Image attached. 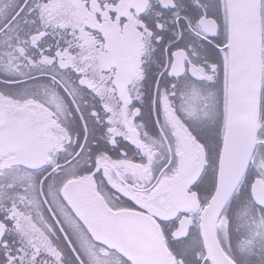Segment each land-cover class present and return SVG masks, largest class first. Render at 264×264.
<instances>
[{
    "label": "snow or ice",
    "instance_id": "6c2138e0",
    "mask_svg": "<svg viewBox=\"0 0 264 264\" xmlns=\"http://www.w3.org/2000/svg\"><path fill=\"white\" fill-rule=\"evenodd\" d=\"M0 264H264V0H0Z\"/></svg>",
    "mask_w": 264,
    "mask_h": 264
}]
</instances>
